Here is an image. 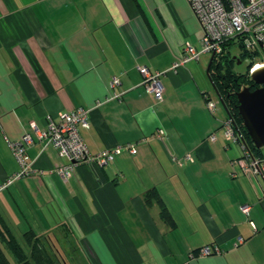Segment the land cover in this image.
I'll use <instances>...</instances> for the list:
<instances>
[{
  "label": "crops",
  "instance_id": "obj_1",
  "mask_svg": "<svg viewBox=\"0 0 264 264\" xmlns=\"http://www.w3.org/2000/svg\"><path fill=\"white\" fill-rule=\"evenodd\" d=\"M203 36L188 0H0V185L19 171L8 142L28 134L37 171L0 193L5 237L32 232L64 264L70 239L96 264H264V178L206 107L210 54L170 71ZM141 67L163 74L161 102ZM78 108L89 111L80 134L90 155L127 144L136 154L65 181L51 172L68 159L31 124L43 132ZM206 246L211 256L191 257Z\"/></svg>",
  "mask_w": 264,
  "mask_h": 264
},
{
  "label": "built area",
  "instance_id": "obj_2",
  "mask_svg": "<svg viewBox=\"0 0 264 264\" xmlns=\"http://www.w3.org/2000/svg\"><path fill=\"white\" fill-rule=\"evenodd\" d=\"M192 10L198 18L204 36L201 40V49L197 50L192 45L186 44L183 53L173 64L171 72L177 73L180 68L191 61H197L202 54H210L215 57L224 55L226 45L228 43H238L247 54L249 61L251 56L260 53L264 55V0H188ZM249 63V62H248ZM250 74L257 69L264 68V60L251 64ZM143 75L146 91L153 94L157 101L161 102L163 95V86L160 82L161 73H152L148 68H139ZM112 87L116 88L120 84L117 78L111 82ZM120 95L115 94L107 100L119 99ZM206 107L211 114H216L217 102H215L210 94H204ZM101 102L95 106L97 108ZM89 111L78 108L72 112L59 114L57 120L48 118L45 130L42 132L32 123V129L37 132L46 144L57 148L63 156H65L69 165L54 169L51 173L58 174L67 181L74 170L84 164H98L100 166L108 165L115 161L116 157L124 151L130 154H136V146L116 145L106 149L97 155H90L86 144L80 134V128H89L88 122ZM224 138L230 143L239 144L242 150V160L248 165V171L264 178V159L254 158L245 141L239 136L240 133L236 129L235 121L227 117L223 123ZM157 138L164 141L166 134L164 130L157 131ZM212 141L216 139L215 135L210 138ZM34 144L31 135H25L20 142H8L15 159L19 165V171L10 176L2 185H0V193L8 190L16 182L29 178L37 174L33 162L28 155V149ZM187 159H191L188 155ZM243 213L249 214L250 207L244 206ZM214 249L206 246L191 255L192 258L209 257L213 254ZM189 264V263H186Z\"/></svg>",
  "mask_w": 264,
  "mask_h": 264
},
{
  "label": "trees",
  "instance_id": "obj_3",
  "mask_svg": "<svg viewBox=\"0 0 264 264\" xmlns=\"http://www.w3.org/2000/svg\"><path fill=\"white\" fill-rule=\"evenodd\" d=\"M232 46L233 43H228L226 45L224 55L221 57H214L208 76L213 83L215 93L217 94L218 98L220 99L221 103L223 104L226 110L227 117H230L235 121L236 129L240 133L239 136L247 144L252 156L254 158L264 159L260 150L256 149L253 145L251 138L243 125L238 110V92H240L244 87L247 86L251 90H255L257 86L250 80L249 76L238 75L236 72L233 71V60L230 58L229 54V48ZM258 54L261 55L260 53ZM243 56L246 58V56L248 55L244 53ZM236 61L241 62V60L237 59ZM248 62V75H250V68L252 67L250 63L255 64L257 62H251V60H249ZM162 215L166 218L168 216V213L164 210L162 211ZM0 237H3L5 239L7 248L15 257L17 264H64V262L59 260L57 255L52 256L51 253L47 250V248H45L44 244L41 242V238L36 236L32 232H26L24 234V245L19 243L18 240L14 238L12 234H10V237H5V234L2 230H0ZM0 264H11L4 252L2 251L1 244Z\"/></svg>",
  "mask_w": 264,
  "mask_h": 264
},
{
  "label": "water",
  "instance_id": "obj_4",
  "mask_svg": "<svg viewBox=\"0 0 264 264\" xmlns=\"http://www.w3.org/2000/svg\"><path fill=\"white\" fill-rule=\"evenodd\" d=\"M214 57L211 55L207 74ZM238 64L241 62L239 61ZM249 77L257 88L251 90L249 87H244L238 92V110L253 145L256 149L261 150L264 147V68L257 69Z\"/></svg>",
  "mask_w": 264,
  "mask_h": 264
},
{
  "label": "rangeland",
  "instance_id": "obj_5",
  "mask_svg": "<svg viewBox=\"0 0 264 264\" xmlns=\"http://www.w3.org/2000/svg\"><path fill=\"white\" fill-rule=\"evenodd\" d=\"M244 49L238 45V43H234L232 47L229 48V54H230V58L233 60L232 63V68L233 71L236 72L238 75H246V76H250L248 75L249 73V66H248V60L247 57L245 58L243 56L244 54ZM209 60L211 59V55H208ZM237 60H241V64H238ZM251 62H262L264 60V55H259V54H255L254 56H252V58L250 59ZM209 65V63H208ZM206 77L209 81V94L211 95L212 99L217 102V111H216V117L217 118H221L222 120H225L227 118V113L226 110L223 106V104L221 103L220 99L218 98L217 94L215 93L214 90V86L212 81L210 80L207 72H206ZM248 87V86H247ZM223 136H224V130H223ZM230 143H234V142H230ZM260 152L263 154L264 156V147L260 150ZM17 237L20 241V243L22 244V237L20 236V233L17 232ZM76 240V239H74ZM73 239L67 240V244L68 245V250H71L69 257H71L70 259L72 261H69L68 263L71 264V262L73 264H96V262L93 261V257L92 255L86 254L83 252V249L81 247V245L79 244V242L74 241Z\"/></svg>",
  "mask_w": 264,
  "mask_h": 264
}]
</instances>
